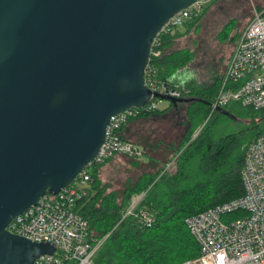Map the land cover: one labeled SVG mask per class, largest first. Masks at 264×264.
Returning a JSON list of instances; mask_svg holds the SVG:
<instances>
[{"label":"water","instance_id":"95a60500","mask_svg":"<svg viewBox=\"0 0 264 264\" xmlns=\"http://www.w3.org/2000/svg\"><path fill=\"white\" fill-rule=\"evenodd\" d=\"M194 1L0 0V264L56 251L8 227L95 160L113 116L189 101L145 73L156 36Z\"/></svg>","mask_w":264,"mask_h":264},{"label":"trees","instance_id":"16d2710c","mask_svg":"<svg viewBox=\"0 0 264 264\" xmlns=\"http://www.w3.org/2000/svg\"><path fill=\"white\" fill-rule=\"evenodd\" d=\"M264 16V7L260 10ZM200 16V15H199ZM198 16V18H199ZM225 30V29H224ZM162 49L160 56L151 55L148 69L152 82L169 84L180 92L178 99L189 100L186 109L187 126L180 129L178 143L173 145L174 164L171 171L160 167L157 173L144 174L135 184L128 186L122 195L108 192L101 184V169L116 155L104 163H93L91 181L88 184L89 196L80 203L79 212L89 222V240L93 243L103 239L96 256L97 264H181L184 260L198 254V244L189 232L185 219L192 214L211 207L219 202L239 197L243 192L241 171L246 145L264 132V108L253 109L248 106L229 104L244 108L249 119V136L230 134L217 140L210 136V103L215 96L221 76L207 85H200L194 78L181 82L178 75L185 64L192 59L189 49L178 48L166 52V47L174 40L173 35L158 34ZM156 101L159 98H155ZM178 104V103H177ZM174 104L160 110L142 109L120 130L122 138L131 141L150 155L155 165L160 158L154 146H141L136 140L122 133L131 128V123L140 119L163 116ZM223 107V110L227 109ZM230 110V109H229ZM228 110V111H229ZM208 117L200 130V123ZM159 139V138H158ZM171 140L159 139L164 149L170 152ZM126 156V155H121ZM129 157V156H128ZM162 164L167 162L163 160ZM171 161V160H170ZM165 171V172H164ZM167 173V174H165ZM195 179V180H194ZM134 195L142 198L127 214ZM146 212L155 218L152 225H144L137 214Z\"/></svg>","mask_w":264,"mask_h":264},{"label":"built area","instance_id":"2783aa9c","mask_svg":"<svg viewBox=\"0 0 264 264\" xmlns=\"http://www.w3.org/2000/svg\"><path fill=\"white\" fill-rule=\"evenodd\" d=\"M204 1L195 0L178 11L160 33L174 36L175 28L184 20L199 16ZM157 36L151 52L156 57L163 51L157 48L160 44V37ZM151 73L152 69L147 66V85L154 91L165 93V85L152 82ZM168 93L180 96L174 87ZM232 103L253 109L264 108V16L261 12L242 30L210 103V114ZM157 108L158 101L152 98L143 107L113 116L95 160L70 185L56 194L46 192L37 204L11 221L8 227L11 232L56 246L53 254L41 255L33 264H97L95 256L103 239L97 243L89 240L88 219L78 210L90 193L91 166L93 163H104L116 155H142L138 146L122 138L120 130L130 117L138 115L142 109L153 111ZM241 181L243 192L239 197L219 202L185 219L199 250L197 255L181 264H264V132L246 145ZM137 204L132 203L127 214L134 213ZM232 213L240 216L229 222L222 221L223 215ZM137 216L144 225L150 226L155 221L146 212Z\"/></svg>","mask_w":264,"mask_h":264},{"label":"rangeland","instance_id":"374dc122","mask_svg":"<svg viewBox=\"0 0 264 264\" xmlns=\"http://www.w3.org/2000/svg\"><path fill=\"white\" fill-rule=\"evenodd\" d=\"M210 2L211 0L204 1L199 10V18L191 16L175 28L174 31L179 36L173 38L172 46L173 49L184 48L192 52V59L184 65V69H187L189 75L185 74L186 71H181L182 74L176 75L179 77L183 74L188 75V77L191 76L200 85H207L214 78L219 77L221 73L223 74L242 30L264 7V0H213ZM224 52L227 54L222 59ZM188 102H179L166 114L158 116V119L157 116L150 117L130 124L132 133L129 134L133 140H136L140 145L142 144L143 147L144 144L147 145V150H150V146H154L161 152L158 165L154 164V161L150 159L152 157L142 148V155L137 157L120 155L113 158L101 169V184L108 192H116L122 195L128 186L135 184L144 174L157 173L158 169L164 166H166L165 171L173 169V145L178 143L182 130L177 132L187 126L186 109ZM169 105V100H158L160 110ZM243 109L240 106H227L226 110L216 111L211 118L210 136L217 140L230 134H240L244 130L246 132L244 136H249L251 132L248 129L247 120L249 117ZM207 119L208 117L200 123L197 131L201 129ZM263 125L264 121L260 126ZM174 135L177 136V140L169 143L170 152H166L167 148L164 150L165 144L161 145L159 139L171 140ZM166 159L167 162L162 164L163 160ZM141 198V195H134L132 203L139 202ZM239 216L236 213L223 215L222 221L229 222Z\"/></svg>","mask_w":264,"mask_h":264},{"label":"crops","instance_id":"0c3cea01","mask_svg":"<svg viewBox=\"0 0 264 264\" xmlns=\"http://www.w3.org/2000/svg\"><path fill=\"white\" fill-rule=\"evenodd\" d=\"M211 2H213V0H211ZM211 2H210V3H211ZM197 18H198V17H197ZM183 34H184V33H183ZM181 35H182V34H181ZM175 36H179V35H176V33H174V37H175ZM175 38H176V37H175ZM172 46H173V42H172L171 44H169V45L166 47V50H165V51H166V52H169V51L173 50V47H172ZM225 54H227V52H226V53L224 52V54H222V57H221L222 59H224ZM222 59H221V60H222ZM183 71H186V72H187V69H184ZM219 71H220V70H219ZM181 74H182V73H181ZM185 74H188V72L185 73ZM221 74H222V73H221ZM221 74H220L219 76H221ZM188 75H189V74H188ZM188 75H184V74H183V76H180V77L178 76V79H179L181 82H185V81L191 80L193 77H191V76L188 77ZM124 132H125V133H124ZM130 132L132 133L131 128H126V129H123V131H122V133H124L126 136H129V137H130V134H129ZM164 150H165V149H164ZM156 152H157V154H159V155L161 154V152H160L158 149L156 150Z\"/></svg>","mask_w":264,"mask_h":264},{"label":"flooded vegetation","instance_id":"af4514ba","mask_svg":"<svg viewBox=\"0 0 264 264\" xmlns=\"http://www.w3.org/2000/svg\"><path fill=\"white\" fill-rule=\"evenodd\" d=\"M165 87H166V90H168V89L170 90L172 88V86L169 85V84L167 86H165Z\"/></svg>","mask_w":264,"mask_h":264}]
</instances>
